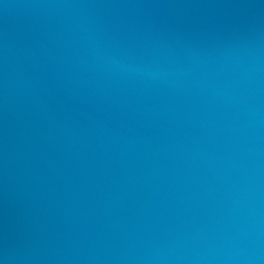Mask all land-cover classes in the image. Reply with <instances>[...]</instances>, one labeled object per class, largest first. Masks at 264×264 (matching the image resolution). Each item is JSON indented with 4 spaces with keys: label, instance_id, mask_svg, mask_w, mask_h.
<instances>
[{
    "label": "water",
    "instance_id": "obj_1",
    "mask_svg": "<svg viewBox=\"0 0 264 264\" xmlns=\"http://www.w3.org/2000/svg\"><path fill=\"white\" fill-rule=\"evenodd\" d=\"M0 264H264V0H0Z\"/></svg>",
    "mask_w": 264,
    "mask_h": 264
}]
</instances>
